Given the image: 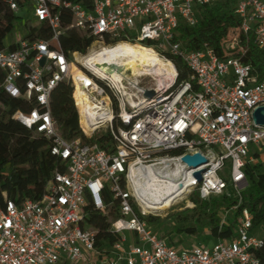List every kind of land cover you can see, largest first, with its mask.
<instances>
[{
    "label": "built area",
    "instance_id": "2783aa9c",
    "mask_svg": "<svg viewBox=\"0 0 264 264\" xmlns=\"http://www.w3.org/2000/svg\"><path fill=\"white\" fill-rule=\"evenodd\" d=\"M217 1L31 0L35 22L47 23L52 33L34 39L24 35L0 50L4 72L0 87L32 106L17 109L13 117L49 141L59 164L40 198L6 199L5 209L0 210V264H262L255 250L264 246V235L253 233V214L246 207L238 216L236 236L212 246L171 245L145 218L175 208L187 193L198 191L207 198L229 187L238 199L233 211L249 186L245 165L254 160L250 154L264 147V125L254 115L264 106V75L260 79L253 65L239 55L221 57L207 44L188 51L177 39L181 22L198 24L199 9ZM7 2L15 12L20 10L17 0ZM62 10L71 13L70 23H64ZM236 13L242 37L232 32L227 49L245 52L250 35L264 49V0H238ZM68 28L93 37L87 53L70 55L63 50L60 38ZM145 42L174 65L173 77L161 82L149 75L155 81L145 84V76L120 71L122 76L117 77L102 67L100 73L82 60L95 50ZM12 44L14 49L9 48ZM173 57H180L189 69L182 81L177 80ZM75 67L82 76L76 75ZM64 81L74 87L80 127L88 140L67 139L56 125L51 95ZM78 89L87 93L96 110L93 118L85 116L95 122L88 128L81 123ZM147 90H154V96H146ZM104 126L110 135L106 147L97 139ZM195 153L207 158L197 168L183 161L185 155ZM140 167L171 173L179 167L182 180L176 182L187 176L193 180L175 191L174 205L151 209L134 175ZM202 169L199 181L194 173ZM171 177L159 174L162 182ZM105 192L117 200L118 215L109 221L112 231L120 235L108 253L97 249L96 230L85 225L87 206L109 213L115 202H107ZM193 206L191 201L186 207ZM230 211L222 225L228 224ZM127 232L132 233L130 239Z\"/></svg>",
    "mask_w": 264,
    "mask_h": 264
},
{
    "label": "trees",
    "instance_id": "16d2710c",
    "mask_svg": "<svg viewBox=\"0 0 264 264\" xmlns=\"http://www.w3.org/2000/svg\"><path fill=\"white\" fill-rule=\"evenodd\" d=\"M17 1L20 3V9H23L21 1H29L31 4V0ZM237 3L238 0H218L212 5L201 7L198 11V24L190 26L181 22L177 39L188 51L201 49L207 44L221 57L239 55L242 60L253 65L254 72L261 79L264 75V49L255 44L253 35L249 36L245 52L239 49L230 50L226 47L232 32H238L242 37L241 20L236 13ZM23 11L30 12L31 9L27 8ZM18 12L10 8L7 0H0V50L7 47L8 35L13 31L16 21L22 19L21 13ZM61 16L64 23L71 22V13L62 10ZM25 28V36L30 39L46 38L52 33L47 23H36L31 19L26 20ZM60 42L63 50L70 55L76 51L85 54L93 42V37L68 28L61 36ZM151 44V42L143 43L145 47ZM15 47V44L9 46L10 49ZM173 60L178 69L177 80L186 79L189 76L187 65L180 57H173ZM74 69L76 73L81 72L77 67ZM3 76L4 72L0 70V83ZM73 90V85L65 81L53 90L52 114L65 138L81 137L88 140L80 127L78 110L72 96ZM19 108L31 109L32 106H27L22 99L8 95L0 87V210L5 209L6 199L21 202L27 198H40L45 192L47 181L59 164L58 158L49 150V141L43 136L34 135L31 129L13 117ZM97 139L103 147L110 143V135L106 132L98 135ZM252 154L260 159V151L252 150L250 155ZM245 171L249 186L243 192L242 202L233 211L230 210L238 204V199L233 189L229 187L222 194H213L207 198H201L198 191H195L190 197L194 203L193 207L171 212L165 219L152 214L145 218L150 225L156 222L173 223V226L168 227L169 229L161 234L171 245L183 247V236L197 238L198 244L208 245L211 239L217 242L221 239L234 238L238 216L246 207L253 214V233L264 235V161L259 160L258 163L248 161ZM104 194L107 202H115L109 213L87 206L85 225L96 230L97 249L108 253L120 235L112 231L109 221L110 216L118 215L117 200L109 192ZM227 211H230L228 224L222 225ZM204 231L209 232L208 238H203ZM255 253L264 264V246L256 249Z\"/></svg>",
    "mask_w": 264,
    "mask_h": 264
},
{
    "label": "bare ground",
    "instance_id": "6f19581e",
    "mask_svg": "<svg viewBox=\"0 0 264 264\" xmlns=\"http://www.w3.org/2000/svg\"><path fill=\"white\" fill-rule=\"evenodd\" d=\"M78 58L81 56L77 55ZM87 66H90L100 73L102 68L111 69L107 63H117V68L112 69L113 74L121 77L120 69L128 76H158L162 82L176 74L174 65L163 60L156 51L142 44L122 43L115 49L95 50L89 55L82 57ZM81 75L82 72L76 73ZM78 100L79 109L83 115L81 123L87 127L93 125L94 121H86L85 116L89 114L91 118L96 114L94 103L91 102L87 93L78 89L75 93ZM90 128V127H89ZM93 128L88 129L91 132ZM168 171V172H167ZM164 168L140 167L134 171L137 177L138 186L141 188V194L148 208L163 209L171 207L176 203V197L173 196L179 187H186L192 182L193 178L187 176L182 182H176L181 179V168L173 169L172 173ZM168 174L172 176L166 182L159 179V174ZM182 180V179H181Z\"/></svg>",
    "mask_w": 264,
    "mask_h": 264
},
{
    "label": "rangeland",
    "instance_id": "374dc122",
    "mask_svg": "<svg viewBox=\"0 0 264 264\" xmlns=\"http://www.w3.org/2000/svg\"><path fill=\"white\" fill-rule=\"evenodd\" d=\"M21 3L23 4L22 5L23 9L21 8L18 13H21L20 15H21L22 19L16 21V24H15V27H14L13 31L8 35V37L6 39V44H8V45L11 44L14 41H17L19 38H22L26 34L25 22H26L27 19H31V20H33V22H35L32 10L30 12L23 11V10H25L27 8L31 9V4H29V1H25V2L21 1ZM142 80H143V82L145 84H150L153 81H155L154 78L150 77V76L143 77ZM106 131H107V126H104L97 132V135H101V134L105 133ZM260 154H261L260 159H257V157L254 154L251 155V157L254 159L252 161L253 163H258L259 160L264 161V147H262L260 149ZM192 194H193V192L192 193H187L184 198H182L181 200L178 201V203L175 206V208L157 211V212H154V214H152V215H158L162 219H165V217H167V215H169L171 212L178 211V210H183V209L188 208L186 206H187V203L191 202L190 197H191ZM171 226H173L172 222H156L155 224L151 225V227L155 231L157 230L156 232H159L160 234H162L165 231H167V229H169L168 227H171ZM126 234H127L129 239L132 237V233L131 232H127ZM183 237H184L183 238V244H182L183 247L190 246V245H192L194 243H198V239L197 238H187L186 236H183ZM205 237L206 238L209 237V232L208 231H204L203 232V238H205ZM175 240L178 241V238L175 237ZM213 244H215V240L211 239L208 245L212 246Z\"/></svg>",
    "mask_w": 264,
    "mask_h": 264
},
{
    "label": "water",
    "instance_id": "95a60500",
    "mask_svg": "<svg viewBox=\"0 0 264 264\" xmlns=\"http://www.w3.org/2000/svg\"><path fill=\"white\" fill-rule=\"evenodd\" d=\"M42 63H44V59L42 60ZM109 65L111 68L109 70H111V71H112V69L118 67L116 64H109ZM120 71H122V69H120ZM154 94H155L154 90H147L146 91V96H148V97H152V96H154ZM263 110H264V106H261V107H258L254 112L257 123L262 124V125H264V114L262 113ZM183 161L186 162L190 167L197 168V167L201 166L202 164H205L207 162V158L204 155H202L201 153H195V154L185 155L183 157ZM203 171H204V169L195 171V173H194V176L199 181L202 180V172Z\"/></svg>",
    "mask_w": 264,
    "mask_h": 264
},
{
    "label": "crops",
    "instance_id": "0c3cea01",
    "mask_svg": "<svg viewBox=\"0 0 264 264\" xmlns=\"http://www.w3.org/2000/svg\"><path fill=\"white\" fill-rule=\"evenodd\" d=\"M86 264V263H85Z\"/></svg>",
    "mask_w": 264,
    "mask_h": 264
}]
</instances>
